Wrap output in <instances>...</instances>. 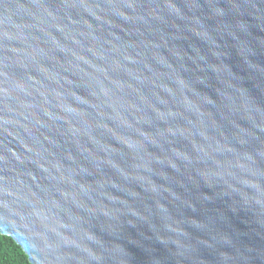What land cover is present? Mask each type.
<instances>
[{"label": "water", "instance_id": "95a60500", "mask_svg": "<svg viewBox=\"0 0 264 264\" xmlns=\"http://www.w3.org/2000/svg\"><path fill=\"white\" fill-rule=\"evenodd\" d=\"M0 231L32 264H264V0H0Z\"/></svg>", "mask_w": 264, "mask_h": 264}, {"label": "trees", "instance_id": "16d2710c", "mask_svg": "<svg viewBox=\"0 0 264 264\" xmlns=\"http://www.w3.org/2000/svg\"><path fill=\"white\" fill-rule=\"evenodd\" d=\"M0 264H32L28 254L11 235L0 231Z\"/></svg>", "mask_w": 264, "mask_h": 264}]
</instances>
